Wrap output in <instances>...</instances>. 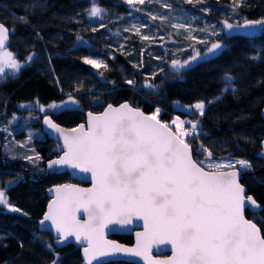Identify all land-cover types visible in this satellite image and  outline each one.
Masks as SVG:
<instances>
[{"label": "trees", "instance_id": "trees-1", "mask_svg": "<svg viewBox=\"0 0 264 264\" xmlns=\"http://www.w3.org/2000/svg\"><path fill=\"white\" fill-rule=\"evenodd\" d=\"M162 2L173 8L145 3L136 12L122 0H0V22L10 32L15 29L8 49L24 64L19 73L0 80V181L11 182L5 194L10 204L21 209L20 213H13L0 206V264H52L57 254L58 264L82 262L79 247L57 248L52 235L39 229L38 222L50 201L48 189L72 179L67 171H53L46 176L45 161L58 157L61 146L43 134L41 122L37 129L42 140L37 135L29 139L34 110L25 112L20 107L28 103L46 106L71 96L78 102L77 107L50 114L59 125L68 128L85 122L87 111L98 113L108 104L124 101L148 114L159 107L158 118L165 123L176 116L199 120V135L186 138L194 159L204 156L206 148L214 158L249 161L250 174L241 177V183L247 195L264 205V159L258 157L264 140V33L257 32L253 38L237 34L225 40L223 33L216 37L201 31L206 25L219 30L226 19L229 23H243L245 19L264 18V0H244L235 11L231 0H207L196 6L183 0ZM93 3L103 10L95 19L90 18L88 11ZM203 7L210 11H200ZM149 12L168 19L164 23L152 21ZM17 17H26L28 23ZM177 23L190 26L192 33L173 28L172 24ZM133 24L149 25L141 28V33L150 39L141 40L132 29ZM125 28L129 31L125 32ZM188 35L193 38L186 39ZM201 40L208 43H199ZM217 40L228 46L191 68L179 72L172 68L173 60L190 59L196 50L203 53ZM30 55L33 59L27 61ZM253 56L259 59H251ZM85 58L103 61L107 68H93L84 63ZM226 74L235 78L234 92L223 91ZM127 80L135 84L128 85ZM146 81L158 87L145 88ZM200 101L206 105L203 117L181 109ZM13 114L21 117L16 127L10 123ZM30 154L42 158L33 167L26 159ZM245 215L264 234V211L253 215L246 210ZM112 238L125 244L133 242L129 234Z\"/></svg>", "mask_w": 264, "mask_h": 264}, {"label": "snow or ice", "instance_id": "snow-or-ice-1", "mask_svg": "<svg viewBox=\"0 0 264 264\" xmlns=\"http://www.w3.org/2000/svg\"><path fill=\"white\" fill-rule=\"evenodd\" d=\"M206 2L183 0L193 6ZM243 2L231 0L232 10ZM122 3L136 12H140L139 6L145 3H160L163 8H173L172 4L162 0H122ZM88 11L90 18H95L100 17L103 10L93 3ZM200 11L210 9L203 7ZM147 15L150 20L161 23L168 19L151 12ZM17 19L28 23L26 17ZM147 27L146 24L132 25L143 41L150 39L149 35L141 33V28ZM172 27L183 28L189 33L193 30L183 23L172 24ZM14 31L13 28L11 32ZM201 31L216 37L223 33L225 40L237 34L253 38L257 32L264 33V18L245 19L243 23H229L226 19L219 30L214 25H206ZM11 32L0 23V76L5 74V68L19 73L23 67L7 50ZM185 38L193 37L188 35ZM199 43L208 42L201 40ZM227 46L219 40L211 42L203 57L196 50L190 59L183 62L173 60L171 66L177 72L191 68L194 63L215 56ZM33 55L28 56L27 61H31ZM251 59L259 58L253 56ZM84 63L96 69L107 68L97 59L85 58ZM125 83L134 85L135 81ZM223 83L227 85L224 92L235 91V78L231 74L224 76ZM144 87L155 89L158 86L146 81ZM64 103L78 102L70 96ZM49 107L57 109L62 105ZM205 108V102L200 101L188 110L203 117ZM40 111H45L43 106ZM160 112L157 107L151 115H145L127 102L119 106L108 104L100 114L88 112L87 126L80 124L72 129L62 128L46 115L44 124L63 140V154L49 160L47 168L68 166L90 173L92 187L65 184L49 189L55 195L38 222L41 229H47L49 225L54 228L58 242L74 237L77 242L84 243L86 264L118 254L142 257L147 264H264V234L261 227L245 215L246 210L253 215L264 211V205L252 195H246V188L240 183L241 173L250 171L252 165L247 160L206 164L212 153L203 145L205 160L194 159L186 138L199 135V120L185 121L176 116L170 123H165L158 118ZM185 124L189 127L186 128ZM26 159L37 163L42 158L37 154L35 158L28 156ZM0 206L9 212H21L10 204L3 188H0ZM80 212L86 214V220L79 218ZM134 221H142L144 228L142 233L136 234L135 247L128 248L105 238L109 225H128ZM159 244L171 245L172 255L167 259H153L151 248ZM48 248L51 249V245ZM58 260L57 254L52 264H58Z\"/></svg>", "mask_w": 264, "mask_h": 264}, {"label": "water", "instance_id": "water-1", "mask_svg": "<svg viewBox=\"0 0 264 264\" xmlns=\"http://www.w3.org/2000/svg\"><path fill=\"white\" fill-rule=\"evenodd\" d=\"M10 42H11V40H10V35H9V39H8V42H7V45H6L7 48L9 47ZM125 102L129 103L130 105H132L128 101H124L122 103H125ZM122 103H120V104H122ZM120 104H117V105L112 104V105L113 106H119ZM133 107H135V106H133ZM135 108H138V107H135ZM104 109L101 112H98V113L97 112H93V111H87L86 112V120H85V122H83L81 124H85V126H87V120H88L87 114H88V112H92L93 114H100V113H102L104 111ZM140 110L143 111L142 109H140ZM262 114H263V117H264V109H263ZM145 115H151V114L145 113ZM48 117L50 119H52L55 123H57L53 119V117L51 115L48 114ZM41 124H42V130L46 134V136L48 138H50L52 140H55V141L60 143V145H61V154L60 155H62L63 154V150H62L63 140H62V138L59 137L58 133L53 132L51 129H49L47 127V125L44 124V119H42V123ZM78 126H76V127H78ZM61 127L64 128V129H72V128H68V127H64V126H61ZM76 127H73V128H76ZM262 142H264V140ZM1 146L2 145H0V148H1ZM261 147H262V151L258 154V157L261 158V159H264V145H262V143H261ZM58 157H56V158H58ZM56 158H54V159H56ZM47 163H46V176L50 175L53 171H57V172L67 171L70 174V177L72 179V182H70V183H63V184L53 185L49 189H54L56 186L65 185V184L75 185V186L80 187V188H91L92 187V181H91V174L90 173H84V172H81L79 169H73V168L68 167V166H63V167H59V168H56V169L49 170L47 168ZM247 174H250V172H242L241 173V177L246 176ZM240 183H241V180H240ZM49 189L47 191V194H48V197L50 198V201H51L52 199H54V195L55 194H54V192H50ZM246 192H247V189H246ZM49 202H48V204H49ZM48 204H47V207H46V211L48 209ZM44 214H43V216H44ZM43 216H42V218H43ZM78 216H79V218L82 221L87 219L86 214H84L83 212L78 213ZM39 229H40V231L49 232L52 235V237L54 238V245L57 248H62V247H65L67 245H75L77 247H81L80 254H81L82 262L80 264H86V260H85V258L83 256V248L85 246L84 243L77 242L74 237H69L67 240L58 242V239H57L58 238V234L55 232V229L52 228L50 225H49V227L47 229H41V226L39 225ZM143 231H144V228H143V222L142 221H134L132 224H128V225H109L108 228L105 230V238L110 240V241H114V242H116L118 244H121V245H123L125 247L133 248V247L136 246V242H137V235L136 234L138 232L142 233ZM118 234H129V235H132L133 236V243L132 244H125V243H122V242H120L119 240H117L115 238H112V235H118ZM150 254L153 257V259H167L168 257H170L172 255L171 245H167V244L153 245V247L151 248V253ZM113 261H126V262H130V263H135V264H147V262L142 257L128 256V255H124V254H118L116 256H110V257H101L98 260H94L92 262V264H103V263H108V262H113Z\"/></svg>", "mask_w": 264, "mask_h": 264}, {"label": "rangeland", "instance_id": "rangeland-1", "mask_svg": "<svg viewBox=\"0 0 264 264\" xmlns=\"http://www.w3.org/2000/svg\"><path fill=\"white\" fill-rule=\"evenodd\" d=\"M95 18H98V17H95ZM94 18V19H95ZM189 33V32H188ZM190 33H192V31L190 32ZM189 33V34H190ZM209 46H210V44H209ZM7 50L8 51H10L8 48H7ZM206 50H207V48L204 50V52L203 53H200V55H201V57H203L204 56V53L206 52ZM11 52V51H10ZM14 55V54H13ZM194 55H195V53H194ZM14 57H15V55H14ZM16 58V57H15ZM17 59V58H16ZM17 61H18V59H17ZM18 62H20V61H18ZM21 63V62H20ZM23 64V63H22ZM24 65V64H23ZM16 73H14V70H12V69H9V68H5V74L3 75V76H0V80H2V79H5V78H7L8 76H12V75H15ZM69 100V97L66 99V100H64L63 102H60V103H51V104H49V105H52V104H56V105H62V107L61 108H57V109H53V108H50L49 107V105H46V106H43L44 107V109H45V111H43V112H41L40 111V107L42 106V105H40V104H38V103H28V104H25L24 105V107H22L21 109H23V110H25V112H27V111H29V109H33L34 110V116L33 117H31L30 119L32 120V122H33V127L32 128H29L28 129V133L30 134L31 133V138L33 137V136H38L39 137V139L42 137V134L39 132V130L37 129V126H38V124L41 122L42 123V119H44V117L47 115L48 116V114L50 115L52 112H54V111H59V110H63V109H66V108H75V107H77V104H71V103H69V104H67V105H65V103L64 102H66V101H68ZM181 109H183V110H186V111H188V112H195V111H189L188 109L189 108H187V107H181ZM17 117H14V118H11V120H10V123L13 125L14 123H15V119H16ZM175 118V117H174ZM173 118V119H174ZM19 119H21V117H19ZM18 119V120H19ZM172 119V120H173ZM180 119L181 120H185V121H187V120H192L191 118H189V117H186V118H182V117H180ZM171 120V121H172ZM171 121H168L167 123H170ZM24 123V122H23ZM185 127L186 128H188L189 127V125H187V124H185ZM41 129H42V126H41ZM43 131V130H42ZM29 134H28V136H29ZM43 134H45V133H43ZM46 135V134H45ZM44 138V137H43ZM41 140H42V138H41ZM28 139L26 140V143H24L23 145L26 147V145H28ZM41 142H43V141H41ZM27 149L28 150H31V148H28V146H27ZM29 156H32L33 158H35V154H30ZM12 158H14V157H12ZM198 160H205V155L204 156H202V157H199L198 158ZM235 160H239V159H233V158H229V157H221V158H214L213 156H212V158H211V160H209V161H206V164L207 163H215V162H221V161H223V162H228V161H235ZM28 162H29V160H28ZM29 164L33 167L34 165H36L37 163H31V162H29ZM237 168H239V165H237ZM10 184H11V182L10 183H7V184H3V183H1V181H0V188H3L4 190H6V188L8 187V186H10Z\"/></svg>", "mask_w": 264, "mask_h": 264}, {"label": "flooded vegetation", "instance_id": "flooded-vegetation-1", "mask_svg": "<svg viewBox=\"0 0 264 264\" xmlns=\"http://www.w3.org/2000/svg\"><path fill=\"white\" fill-rule=\"evenodd\" d=\"M22 108V107H21ZM14 115V117H17L16 119H15V123L13 124L15 127L17 126V125H19V123H20V119H19V117H18V115H16V114H13ZM16 115V116H15ZM13 117V118H14ZM19 119V120H18ZM0 139L2 140V136L0 135ZM9 158V157H8ZM46 162V161H45ZM133 237V236H132ZM53 241H54V238H53ZM133 243V242H132ZM131 243V244H132ZM80 249H81V247H79Z\"/></svg>", "mask_w": 264, "mask_h": 264}, {"label": "bare ground", "instance_id": "bare-ground-1", "mask_svg": "<svg viewBox=\"0 0 264 264\" xmlns=\"http://www.w3.org/2000/svg\"><path fill=\"white\" fill-rule=\"evenodd\" d=\"M0 145H2V140L0 139ZM54 159V158H53ZM49 160H51V159H48V160H46V162H45V171H46V163L49 161Z\"/></svg>", "mask_w": 264, "mask_h": 264}]
</instances>
